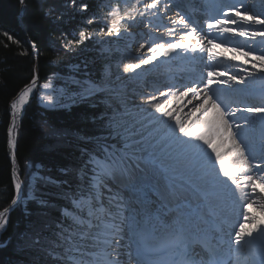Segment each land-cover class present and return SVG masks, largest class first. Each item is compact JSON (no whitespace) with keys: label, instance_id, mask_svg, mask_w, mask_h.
<instances>
[{"label":"bare ground","instance_id":"6f19581e","mask_svg":"<svg viewBox=\"0 0 264 264\" xmlns=\"http://www.w3.org/2000/svg\"><path fill=\"white\" fill-rule=\"evenodd\" d=\"M130 1L126 9L135 4L133 0L128 2ZM165 1L145 0V5L138 4L141 10H147L145 13L150 15L147 14L144 20L136 15L129 21L130 26H141L146 32L138 43H133V47L128 49L131 50L128 57L131 61L129 68L122 66L108 69L107 81H92L86 89V93H91L106 88H126L132 107L140 106L139 109L145 115V123L133 133V143L137 148L129 159L131 163L121 161L120 157L112 165L98 163L103 171L119 181L113 184L115 188L121 183L127 189L130 200H126L128 197L123 198L124 202H130L132 208L137 206L139 209L136 214H131L129 209H124V214L123 211L119 214L116 211L107 213L118 219L119 216L127 217L120 225L123 227L128 224V232L126 229L121 232L118 241H112L107 251L110 253V262L118 260L115 264H134L131 260H125L133 249V241L129 237L130 219L139 218L147 210L150 217L157 214L149 222L158 230L176 225L192 235H198L202 231L215 233L214 226L219 225L218 231L227 236L238 234V239L228 241V245L232 247L243 248L242 241L247 229H261L264 225V115L258 112L261 109L259 101L252 105H242L245 101L241 102L239 99L249 96L244 84L250 81L248 75L256 70L250 67L252 70L241 75L244 61H236L226 53L229 50L232 55H236L241 43L234 38L233 46L229 47V37L222 35L225 30L226 34H233L234 28L231 27L240 21L237 17L239 10L235 8H242L243 2L231 0L232 7L226 10L228 13L224 12L220 16L219 11H215L218 1L212 0L209 3L208 17L215 18L212 25L214 30L197 38L192 32H180L191 26L183 24L180 17L183 15L182 7H176L179 13L175 14H179V18L174 15L170 19L164 15L167 13ZM178 3H183L184 8L188 6L185 0H177ZM225 15L223 21L221 18L217 19L218 16ZM231 17L235 19L229 21L228 18ZM119 20L120 13L116 8L111 12V25H119ZM163 26L166 27L162 28ZM146 35H149L148 39ZM212 39L222 46L212 44ZM192 59L199 61L201 68H194L193 62H189ZM228 68L232 76L225 72ZM177 70L184 73L182 77H178ZM196 70L209 73L211 77L190 86L193 79L191 72ZM236 78L238 85L235 88ZM211 79H214L212 84L209 82ZM150 80L158 84L155 87L157 91L149 95L145 94L147 90L144 89L137 92L142 84L145 87ZM217 80L218 83L221 81L222 87L216 84ZM33 83L27 85L13 100L14 119L32 95L35 86ZM133 83H137L136 88L131 87ZM255 85V90L264 92L258 83ZM185 86L187 87L184 88ZM195 88L199 90L194 92ZM215 89L219 91V96L214 94ZM236 91H239L240 96L235 95ZM203 95H207L206 98ZM214 97L222 108L213 105ZM56 100L57 94L46 99L49 105H53ZM169 104L172 106L168 108ZM162 116H167V120H161ZM128 117L129 114L123 116V119ZM226 117L229 118V123ZM188 127L192 130H188ZM238 129L240 133H237ZM162 149L165 150L164 153H161ZM252 158H257L252 160L258 161L256 169L249 162ZM255 170H261L259 177ZM207 184L211 187H207ZM216 185V188H212ZM199 190L203 192L202 195L198 194ZM142 191H147L151 197L148 206H141L139 203ZM103 198L107 199L106 196ZM208 200L211 201V207L206 206ZM240 216H244L243 221H240ZM7 221L3 224L7 225ZM241 223L244 224L242 228ZM105 243L107 242L102 238L100 244ZM0 245H4L1 240Z\"/></svg>","mask_w":264,"mask_h":264},{"label":"trees","instance_id":"16d2710c","mask_svg":"<svg viewBox=\"0 0 264 264\" xmlns=\"http://www.w3.org/2000/svg\"><path fill=\"white\" fill-rule=\"evenodd\" d=\"M77 1H84L89 10L101 0ZM68 4V0H0V210L10 208L15 199V174L23 183L24 193L45 197L44 201L26 198L23 205L17 202L10 209L0 237L4 242L0 245V264H63L51 257L50 246L44 247L39 236L49 239L51 245L55 226L65 221L63 206L71 205L79 185L90 186L88 155L99 149L100 142L113 144L117 139L103 123L104 104L99 94L79 95L67 107L47 108L33 91L15 120L12 155L9 129L15 96L36 73L37 85L54 75L59 81L69 80L71 74L77 75L73 65L95 49V44L79 40L68 43L59 36L63 32L71 36L74 23L80 22ZM35 170L41 176L29 186L28 177ZM33 243L44 250V257L40 250L37 257L30 255Z\"/></svg>","mask_w":264,"mask_h":264},{"label":"rangeland","instance_id":"374dc122","mask_svg":"<svg viewBox=\"0 0 264 264\" xmlns=\"http://www.w3.org/2000/svg\"><path fill=\"white\" fill-rule=\"evenodd\" d=\"M128 1L129 0H101L100 2L95 4L96 7L94 8L91 7L89 10H87V6L84 1L68 0V3H69L68 5H71L74 12L77 14V16H79L80 22L74 23L72 30L70 31L71 36H67L65 32H63V34L62 35L60 34L59 36L61 37V39L64 40V42H68V43H71L75 40H79V41H86L88 44H95V49L91 50L90 53L84 56L81 59L79 64L73 65L72 71L73 73H77V75L71 74L70 78H68L70 81L65 80V79H62L59 81L55 77L56 75H54V77L53 76L47 77L45 81L39 83L38 85L35 82L34 83L32 82L35 85L34 91H36L38 94V99H39L40 104L42 103L41 105L42 106L44 105V107H47V108H51V107L53 108L56 106L57 107L59 106L67 107L72 103L73 98H75L76 96H79V95L80 96H91V95L99 94L100 101L101 103L104 104V109H103L104 112L102 115L103 123L105 124V126H107V128L112 129L115 135L116 134L118 135L117 142L119 144L123 142V145L121 144V147H115L114 145L109 146V148L106 146H101L98 150L94 151V152H100V154H102V156L104 157L109 156L110 159H108L106 162L110 163V165H112L111 163L114 160L117 161V158L119 159V157L121 158V161L123 162L127 161L129 162V164L131 163L129 159L135 153L136 148H137L133 143V140H134L133 133L136 130H138L140 127H142L143 123H145L144 121L145 115H143L142 111L139 109L140 106L132 107L133 103L131 100L127 98L129 91L126 90V88H123V89L120 88L118 90L113 89V88H110V89L106 88L102 91H98V93L97 92L86 93V89L90 86V83L92 81H96L99 83L107 81V79H109V77H107V74H106L108 69H112L115 67L120 68L122 66H125L124 68L128 69L129 68L128 66L131 62L128 60V57H130L131 50L129 51L128 49L130 47H133V43L134 44L138 43L141 36H144L146 33L145 30H143L141 26L132 27L129 25V21L133 19L136 15L140 17L141 20H144L147 14L150 15V13L148 12L145 13L147 10H141L140 9L141 7L138 6V4L145 5L146 4L145 0H133L135 4L133 6H130L129 9H126V6L129 3H131V1L130 2ZM170 1L171 0H167V8L169 7L170 9L169 11H173L176 9L177 1L173 0L175 2V5L171 3ZM240 1L243 2V7L235 8L236 10L237 9L239 10L237 17L240 21H237V25L234 26L235 28L233 29V34H235L237 30L239 37H241L243 41L240 44V49L236 51L237 52L236 55H232L231 53L228 56H231V58L236 61L238 60L244 61V64L242 65L241 75H243L244 72H247L251 68L255 69L256 70L255 73L248 75L250 78V81H247L246 83L251 82L252 85H254L255 83H258V86L261 87L260 89H264V0H239V2ZM189 2L190 4H197V7L198 6L200 7V5L204 3L203 0H198V3L196 1L193 2L190 0ZM116 8H117V11L120 13V20H119L120 24L117 26H113L111 25V22H110L111 12L113 10H116ZM196 11H197L196 13L197 18L204 19L202 17L200 18V11L195 10V12ZM164 15H166L167 17L169 16L168 18L170 19H173L174 15L176 14L175 12H172V13H167ZM172 16L173 18H171ZM175 17L179 18V14L176 15ZM183 17H181L183 24L187 23L188 25H191V26L185 29H181L180 32L188 31L198 36V34L200 33L202 34L205 31L206 28L204 27L205 26L204 22L201 23L202 25L201 26L200 23H198V19L197 21H192L191 19H189L188 16L183 15ZM228 19L229 21H233L235 18L231 17ZM150 22H152V20ZM165 27L166 26H163L162 28H165ZM129 31H132L134 33H129ZM146 37L148 39L149 35H146ZM236 38H238V36H236ZM212 40H211V43L217 45L216 44L217 42L214 39ZM230 40L232 39H229V41ZM244 51H247V52L244 53ZM240 53L242 55L239 57L242 59H240L237 56V55H240ZM236 68L237 69L239 68V70H241L240 66H237ZM228 73L230 76H232L231 72H228ZM74 76H76V78ZM80 77H83L84 79L82 80ZM86 78H89V79H86ZM78 81L85 82V85H82ZM237 82H238V79L235 81V84H238ZM146 83L147 84L145 87L143 86L144 84L141 83L142 86L137 92L140 93L144 89V90H147L145 91V94L149 95V93L157 91L153 89L156 87L155 81L150 80ZM133 84L134 85H132L131 87L136 88L137 83H133ZM147 85H150L149 86L150 88L147 87ZM250 86H251L250 84L245 85V87H250ZM186 87L187 86H185L184 88ZM238 92L239 91H236V93ZM236 93L235 95H237ZM55 94H57V100L53 102V105H49L46 99L53 97ZM214 94L216 96H219V91L215 89ZM206 96L207 95H203V98H206ZM171 106L172 104L167 105L168 108ZM157 107H160V106H157ZM128 114H129V117L127 119H123V116H126ZM174 116H175V113L173 117ZM167 118H168L167 116H162L160 119L167 120ZM15 120L16 118L13 119L11 123L9 135L14 134ZM233 125L234 124L232 123V126ZM191 127H188V130L191 131L192 130ZM238 130L240 131V129ZM94 152L88 155L89 156L88 161L91 163L92 165L91 167L96 173L93 176L88 178L90 179L89 183H91V188L95 187L97 189V191L99 192L98 197L102 193L100 198L103 196V193L105 194L107 199L103 198L102 200L104 201V205L107 204V208H108L107 210H109L108 211L109 213L116 211V213L119 214L124 209H126L125 211H127L130 205L127 202H124V199H123V198L126 199L128 197L127 190H122L119 187H116V188L114 187L113 181L109 179L112 175L108 172L104 173L105 171H103V167L98 164L100 161L101 162L104 161V159L99 157ZM164 152L165 150L162 149L161 153H164ZM253 159L257 160V158H252L249 160V162L251 163V167H253V169H256L255 167H257L258 161L253 162L252 161ZM39 175L40 174L36 170L30 173L28 177V185L29 186L34 185L36 181V177H38ZM81 177H84V174L81 173ZM47 179L50 180V177L47 176ZM176 180H178L177 176H176ZM114 181L119 182L117 179H115V177H114ZM14 186H15V191H16L15 198L17 197V200L15 203L21 202L23 205L26 198H36L37 197L38 199H41L43 197L42 195L32 193L31 191H27V193H24L23 183L16 174H15ZM109 186L111 188H109ZM207 187H211V186L207 184ZM216 187L217 185L212 188H216ZM79 189L84 190L82 185L79 186ZM90 190L91 189H89L87 192L91 193ZM110 193L112 196L110 195ZM201 193L203 192L201 191ZM80 198L81 197L79 198L77 197L76 199H74V204ZM120 198L122 199V201ZM42 200H44V198ZM118 200L120 202V205H123V207L119 206V202H117ZM126 200L127 201L130 200V197H128V199ZM15 203L13 202L12 204L14 205ZM77 204L79 205V203ZM206 206L211 207L210 200L207 201ZM123 214H124V211H123ZM107 218H108L107 221H110V219H112L110 215ZM115 218L117 219V217ZM126 218L127 217L125 216L123 217L119 216L118 221L120 219L125 220ZM118 221L115 225L120 226V229H121L122 227ZM3 222H4V216L0 215V228L2 227L1 225L3 224ZM238 226H240V223ZM242 226H244V224L241 223V228ZM85 228L87 227H84L83 229L82 226L80 227L72 226V227H69V229H66L64 234H66V236H68V238H70L72 242L71 244L66 245V248L64 247V245H62L61 247L59 246L60 244H63L64 241L62 239L59 240L55 233L51 234L53 235V240L51 241V245H50L49 239H45L42 235L39 236L40 242L43 244L44 247L50 246L48 252L51 253V257L56 258L57 261L63 264H74L72 262L73 261L72 259L76 258V256H74L72 253L75 252V249L77 247L88 246L89 249L87 248L86 251L87 250L94 251L92 247H96L95 252H97V248H99L98 239L101 238V235L98 234L96 238L92 240V237L89 236L90 234L88 235L85 232L88 229L85 230ZM127 228H128V224L124 228L128 232ZM241 228L239 227V230H241ZM244 228L246 230V227ZM56 229L58 228H54V230ZM73 230H75L77 235L74 236L72 234ZM236 230H238V227ZM111 231H112L111 227H108L109 234L114 233ZM0 237H1V234H0ZM116 238H117L116 236L114 237L113 236L111 237L110 235L106 236V240L105 239L104 240L107 242L105 244L108 245V248L110 247L109 245H111L112 241H118V239ZM31 246L34 248L33 249L34 252H31L30 255L32 257H37L38 256L37 252H39L40 250L37 247V243L31 244ZM40 251L42 253L40 255L44 257V250H40ZM126 261L128 262V260ZM27 264H36V263L35 261H31V262L29 261L27 262Z\"/></svg>","mask_w":264,"mask_h":264},{"label":"water","instance_id":"95a60500","mask_svg":"<svg viewBox=\"0 0 264 264\" xmlns=\"http://www.w3.org/2000/svg\"><path fill=\"white\" fill-rule=\"evenodd\" d=\"M37 80H38V73H36V74H35V77L33 78V81L36 82ZM27 85H29V84H27ZM27 85H26V86H27ZM26 86H25V87H26ZM25 87H24V88H25ZM24 88H22L20 91H22ZM20 91H19V93H20ZM19 93H18V94H19ZM18 94H17L15 97H17ZM11 108H12V103H11ZM12 120H13V116L11 117L10 124H11ZM10 137H11V139H10V145H11V148H12V155H13V153H14L13 149H14L15 142H14V138H13V136H12L11 134H10ZM16 200H17V197L13 200V202L15 203Z\"/></svg>","mask_w":264,"mask_h":264},{"label":"built area","instance_id":"2783aa9c","mask_svg":"<svg viewBox=\"0 0 264 264\" xmlns=\"http://www.w3.org/2000/svg\"><path fill=\"white\" fill-rule=\"evenodd\" d=\"M13 206H14V205H12L10 208L0 210V215H1V216H4V221L8 220V212L10 211V209H11ZM5 225H6V224H5ZM5 225H4V224L1 225L2 227L0 228V234H1L2 231L4 230Z\"/></svg>","mask_w":264,"mask_h":264}]
</instances>
